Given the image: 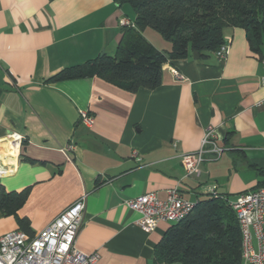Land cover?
Instances as JSON below:
<instances>
[{
  "label": "crops",
  "instance_id": "obj_1",
  "mask_svg": "<svg viewBox=\"0 0 264 264\" xmlns=\"http://www.w3.org/2000/svg\"><path fill=\"white\" fill-rule=\"evenodd\" d=\"M123 18L135 13L116 0H0V186L30 187L18 213L33 234L86 195L77 246L98 253L96 264H180L154 260L175 223L148 232L125 201L150 191L165 199L177 187L197 203L216 186L230 202L264 184V38L254 53L244 28H225L224 60L217 51L169 60L155 89L134 93L100 76L45 82L115 55ZM153 30L143 35L170 50ZM210 128L226 150L187 176L181 156L198 151ZM15 228V216L0 214V235Z\"/></svg>",
  "mask_w": 264,
  "mask_h": 264
},
{
  "label": "trees",
  "instance_id": "obj_2",
  "mask_svg": "<svg viewBox=\"0 0 264 264\" xmlns=\"http://www.w3.org/2000/svg\"><path fill=\"white\" fill-rule=\"evenodd\" d=\"M135 13L124 26L115 55L101 54L63 68L45 82L100 76L131 92L161 84L163 65L185 59L192 52L211 54L224 43L225 28L241 27L250 49L261 52L264 38V0H116ZM150 27L170 41L171 49H157L144 35ZM264 186L261 185L259 187ZM258 187V188H259ZM30 187L8 191L0 186V214L15 216L19 229L34 234L30 221L19 215ZM193 211L175 223L155 246L157 263L243 264V234L226 196L200 200Z\"/></svg>",
  "mask_w": 264,
  "mask_h": 264
},
{
  "label": "built area",
  "instance_id": "obj_3",
  "mask_svg": "<svg viewBox=\"0 0 264 264\" xmlns=\"http://www.w3.org/2000/svg\"><path fill=\"white\" fill-rule=\"evenodd\" d=\"M121 23L123 26L133 25L127 18L121 19ZM229 48L227 43L219 47L216 54L220 60L227 57ZM260 78L264 83V74ZM80 118L87 125L94 121L87 111H81ZM216 142L215 131L210 128L206 130L198 151L181 156L187 176L200 173L199 168L207 159L206 155L214 158L221 156L226 148ZM72 147L69 145V148ZM211 194L223 197L216 186L211 188ZM157 195L156 191H150L125 201L130 210L141 214L138 223L148 232L155 231L160 221H182L196 205L185 199L177 187L168 189L165 199ZM85 198L86 195L78 198L33 236L16 228L1 234L0 264H96L98 253H85L77 246V238L84 223ZM229 206L234 210L242 229L243 264H264V186L240 193L229 202Z\"/></svg>",
  "mask_w": 264,
  "mask_h": 264
},
{
  "label": "water",
  "instance_id": "obj_4",
  "mask_svg": "<svg viewBox=\"0 0 264 264\" xmlns=\"http://www.w3.org/2000/svg\"><path fill=\"white\" fill-rule=\"evenodd\" d=\"M198 54H199V52H197V51H194V52H193V55H194L195 58H198V57H199Z\"/></svg>",
  "mask_w": 264,
  "mask_h": 264
},
{
  "label": "rangeland",
  "instance_id": "obj_5",
  "mask_svg": "<svg viewBox=\"0 0 264 264\" xmlns=\"http://www.w3.org/2000/svg\"><path fill=\"white\" fill-rule=\"evenodd\" d=\"M150 30H153V29H152V28H150ZM152 32H156V31H154V30H153ZM156 34H158V36H161V35H159V33H156Z\"/></svg>",
  "mask_w": 264,
  "mask_h": 264
}]
</instances>
